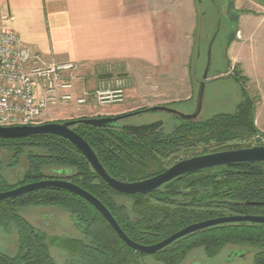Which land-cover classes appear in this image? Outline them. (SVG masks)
Segmentation results:
<instances>
[{"label": "trees", "instance_id": "obj_1", "mask_svg": "<svg viewBox=\"0 0 264 264\" xmlns=\"http://www.w3.org/2000/svg\"><path fill=\"white\" fill-rule=\"evenodd\" d=\"M236 29L237 26L227 36L226 47L234 40ZM233 70L236 81L241 84L247 81L236 66ZM144 108L147 107L141 109ZM255 112L256 100L244 93L235 111L217 113L204 120H180V124L167 132L160 129L136 137L120 128H98L82 123H76L73 129L89 143L110 176L131 182L153 176L176 161L197 154L264 145V133L255 124ZM0 148L10 153L9 166L19 163L20 156L25 155L27 165L22 182L57 178L52 176L57 171L58 178L81 186L101 200L123 231L139 242H154L187 224L217 216L264 215V205L244 203L264 202V162L206 168L179 176L149 193L124 194L109 187L82 153L59 136L0 138ZM118 197L124 201H118ZM22 202L52 205L69 213L80 237H66L57 244L69 252L73 262L137 264L139 254L117 237L96 209L74 194L38 188L26 192ZM131 213L143 216L132 217ZM15 222L18 251L12 256L0 254V264H56L49 246L57 238L35 231L28 221ZM98 222L104 226L100 227ZM144 229L150 230L149 233ZM106 234L111 238L107 239ZM229 245L254 250L255 264H263L264 224L239 222L212 226L185 236L160 256L171 257V263H176L188 249L201 247L207 257H215Z\"/></svg>", "mask_w": 264, "mask_h": 264}, {"label": "crops", "instance_id": "obj_2", "mask_svg": "<svg viewBox=\"0 0 264 264\" xmlns=\"http://www.w3.org/2000/svg\"><path fill=\"white\" fill-rule=\"evenodd\" d=\"M175 1L177 5L171 10L170 5L151 0H0V30L15 32L22 44L47 61L83 64L82 73L86 75L96 66L118 75L127 73L128 64L159 65L162 80L155 86L181 91L184 98H190L185 95L187 46L194 40L199 21L197 1ZM242 1L250 9L247 14L253 17L264 14V0ZM248 36L238 25L234 40L225 46V55L231 65L238 64L241 74L252 83L244 66L248 60L245 48ZM178 67L180 74L176 72ZM151 72L148 69L141 76L148 80ZM149 84L145 81V86L155 87ZM78 91L76 87L74 92ZM254 91L258 98L255 124L264 133V93ZM138 95L130 100L127 94V99L114 110L119 114L132 110L135 103L141 102V97L144 106L149 107L148 97Z\"/></svg>", "mask_w": 264, "mask_h": 264}, {"label": "rangeland", "instance_id": "obj_3", "mask_svg": "<svg viewBox=\"0 0 264 264\" xmlns=\"http://www.w3.org/2000/svg\"><path fill=\"white\" fill-rule=\"evenodd\" d=\"M151 1L154 3L161 1L166 5L168 4L170 5L171 10L175 9L177 5L175 0H166L167 2H164L165 0ZM196 3L199 21L196 24V29L194 30V40H192V43L189 42L187 46L188 75L185 79L187 84V92L185 95H189L190 98H184V94L181 91H171L172 89L164 90L163 87H156L155 85L159 84V80H162L159 76V65L147 66L137 62L134 66L128 64L126 74H118V76L123 77L125 82L123 85V101L105 105L91 102L89 106L77 111L76 108L71 105L51 107L45 110L46 116L44 123L64 122L70 119H77V117L81 118V116L89 118L119 115V113L114 109L121 106V103L127 99V94L128 99H136V95L138 94L134 89H136L137 92H140V95L138 96L146 95L148 97L149 107L163 105L173 108L181 113H191L195 107L196 93L199 82L202 80L203 71L207 62L208 45L213 33L216 30L218 22L219 29L211 46V65L205 80L202 107L197 120H204L217 113L235 111L236 106L243 98L244 93L258 101L257 94L254 89L264 93V14H258L255 17H253L252 14H247L250 9L242 0H201ZM243 12L246 13L243 14ZM239 16L240 18H238ZM238 25L242 26V28H244L246 33L249 35L247 38V45L245 47L247 48L248 60L247 62L244 61V66L246 67V72L250 75L252 83L246 81L241 84V82L236 81L233 76V67L236 66V68L240 70L238 64L231 65L227 59L228 55H225L227 36L230 35L233 28ZM173 45L174 44H172L171 47H173ZM175 56L176 55L172 53V59H175ZM90 69L91 72L86 75V79H88L87 82L89 86H94L97 83L95 75L98 74V71L104 72V68L96 66ZM148 69L152 71V74H150L148 80H145L141 76V73ZM176 72L180 74L181 68L178 67ZM102 74L99 76H106L105 73ZM144 80L146 83H150L149 85L155 87L151 88L150 86H145ZM139 84H141V86H138ZM180 84L181 86L184 85L182 81ZM133 94L135 97L132 96ZM142 99V97L139 98L141 102L135 103L133 105L134 108L127 112L140 110L142 107H146L144 106ZM257 105L258 107L261 106V104ZM107 112L110 114H107ZM128 120L133 123L149 120H162L164 123L161 129L167 132L180 124V120L182 119H180L177 114L165 111H148L131 116ZM262 128L264 129L263 126ZM251 142H255V140H251ZM0 156L4 159L5 166H7L6 163L10 159V153L5 149L0 148ZM26 165L27 161L25 155L23 154L20 156V161L16 164V166L13 165L7 169V181L9 183H14L19 180L22 172L24 171L22 169H26ZM25 217L36 228L44 231L48 236H54L57 238V241L49 246L50 255L56 264H77L76 262H73L74 260L71 258L70 254H68L69 252L57 244L59 240H63L66 237H80V233L74 227L73 220L70 218L67 211L57 207H45L38 210L27 209ZM98 225L100 227L104 226L102 222H98ZM13 231L15 230L13 229ZM13 231H11L8 235L7 233L3 234L0 231V252L4 254L7 252L8 256H12L17 252V236ZM105 237L107 239L111 238L108 234H106ZM229 249L230 246H228L227 249L224 247L223 250L212 259L217 264H255L254 250L251 251L246 248H243L246 250L244 258H235L231 262H226L228 255L227 252H229ZM201 252L203 253L202 250ZM146 259L150 260V258ZM204 260L207 261V259Z\"/></svg>", "mask_w": 264, "mask_h": 264}, {"label": "water", "instance_id": "obj_4", "mask_svg": "<svg viewBox=\"0 0 264 264\" xmlns=\"http://www.w3.org/2000/svg\"><path fill=\"white\" fill-rule=\"evenodd\" d=\"M219 29V22L216 26V30L213 33L209 45L207 62L203 71L202 80L199 82L198 90L195 97V107L191 113H181L173 108L158 105L150 106L144 109L135 110L132 112L122 113L114 116H101V117H89L70 119L64 122H45L37 125H16V126H0V138H18L36 134H51L59 136L73 146H75L82 155L89 162L93 170L97 175L113 190L124 194H141L153 191L162 185L170 182L171 180L185 175L187 173L196 172L206 168H212L216 166H223L233 163L241 162H264V145H254L250 147H242L236 149H227L216 152L204 153L194 155L188 158L180 159L164 169L163 171L136 181H122L116 179L108 174L106 169L99 161L96 153L91 148L89 143L74 131L73 126L76 123H82L98 128H114L118 127L121 130L136 137H142L148 134L154 133L159 127L162 126V120H155L152 122H146L141 124H122L119 125L118 121L124 118H128L140 113L148 111H165L168 113L177 114L182 120H196L199 117L202 101L204 96V85L207 78L208 71L211 65V46L215 40L216 34ZM120 126V127H119ZM38 188H53L67 191L75 196L83 199L90 204L97 212L106 220L109 226L112 228L118 238L128 247L140 252L152 254L160 251L166 246L170 245L174 241L212 226L226 224V223H260L264 224V215L258 214H243V215H225L217 216L213 218L204 219L191 224H188L161 241L143 245L132 240L120 227L112 213L106 207V205L99 200L95 195L82 188L81 186L63 178H49L38 181L29 182L20 185L16 188L0 192V200L15 197L19 194L32 191ZM252 205H264L261 201H249L244 202ZM264 264V263H263Z\"/></svg>", "mask_w": 264, "mask_h": 264}, {"label": "built area", "instance_id": "obj_5", "mask_svg": "<svg viewBox=\"0 0 264 264\" xmlns=\"http://www.w3.org/2000/svg\"><path fill=\"white\" fill-rule=\"evenodd\" d=\"M83 68L73 61H47L22 44L15 32L0 30V126L44 123L45 110L60 105L77 111L91 102L124 100L123 77L98 71L96 85L89 86ZM102 73L111 77L99 76Z\"/></svg>", "mask_w": 264, "mask_h": 264}, {"label": "flooded vegetation", "instance_id": "obj_6", "mask_svg": "<svg viewBox=\"0 0 264 264\" xmlns=\"http://www.w3.org/2000/svg\"><path fill=\"white\" fill-rule=\"evenodd\" d=\"M128 118H124V119L119 120L118 124L119 125L126 124V123H128V124H141V123H146V122H152L153 121V120H149V121H142V122H139V123H136V122L133 123V122H130L128 120ZM162 127H163V124L157 130H160ZM116 128H118V127H116ZM10 161H11V156H10V159L6 163L7 166H5V164H4L5 161L0 156V163H1V165H0V192L6 191V190H10V189L16 188V187H18L20 185L29 183V182H22L23 172H22L19 180H17L16 182L9 183L7 181L6 177H7L8 174H7L6 171H7V169H9L11 167V166L8 165V163ZM14 166H16V165H14ZM22 170H24V169H22ZM58 174L59 173H57V171H56V172H54L52 174V176H55V177L57 176V178H58L59 177ZM51 178H53V177H51ZM46 179H49V178H46ZM161 187H159V188H161ZM159 188H157V189H159ZM157 189H155V190H157ZM155 190H153V191H155ZM28 192H30V191H28ZM150 192H152V191H150ZM25 193L19 194V195L15 196V197H11V198H7V199H4V200H0V231L3 234L7 233V235H8L14 229L15 231H13V232L18 237V231H17L18 230V225H17V223L15 221L25 220V221H28L30 223V221L25 217L27 209L38 210V209H42V208H45V207L46 208H48V207L49 208L56 207V206H52V205L45 206V205H34V204L26 205V204H23L22 196ZM147 193H149V192H147ZM141 194H145V193H141ZM117 200L118 201H122V200L124 201V198L123 197H118ZM129 216H132V217H140L141 216L142 217L143 214L136 215V214H132L131 213V214H129ZM146 217H147V215H146ZM30 219L32 220L31 217H30ZM30 224L33 226L35 231H39V232L42 231V230L36 228L32 223H30ZM145 231L147 233H149L150 230H145ZM176 231H173V232L167 234L166 236H164V237H162V238H160V239H158V240H156L154 242H150V243H143V242H139L137 240H134L131 237L130 238L132 240H134L135 242H137V243H140V244H143V245H149V244H154V243H157V242L161 241L162 239L166 238L167 236L171 235L172 233H174ZM197 232H199V231H196L194 233H197ZM194 233H191V234H194ZM191 234H188V235H191ZM188 235H186V236H188ZM184 237H182V238H184ZM182 238L174 241L173 243H171L170 245H168L165 248L161 249L160 251H158L156 253H152V254L140 253V252H138V251L133 249L137 254H139L138 258H137V264H217L212 259L213 257H207L204 254V252L203 253L201 252V250H202L201 247H194V248L188 249L186 251L185 255L182 258H180L179 261L176 262V263H171V261L173 260L171 257L169 258L166 255H164L162 257L160 256L165 250H167V248L169 246H172L174 243H176L177 241L181 240ZM229 246H230V249H229V252H227L228 255H227L226 262H231L235 258L242 259V258L245 257V251L246 250H244L243 247L240 248L241 246H232V245H229ZM227 247H226V249H227ZM18 248H19V245H18V242H17V251H18ZM0 253L3 254V255H7L8 254L7 252H6V254H4L2 252H0ZM146 258H150L151 261L146 259ZM204 259H207V261H205Z\"/></svg>", "mask_w": 264, "mask_h": 264}]
</instances>
